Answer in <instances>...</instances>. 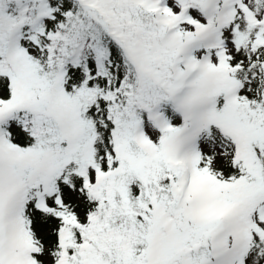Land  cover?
Wrapping results in <instances>:
<instances>
[{
    "label": "snow or ice",
    "instance_id": "obj_1",
    "mask_svg": "<svg viewBox=\"0 0 264 264\" xmlns=\"http://www.w3.org/2000/svg\"><path fill=\"white\" fill-rule=\"evenodd\" d=\"M0 264H264V0H0Z\"/></svg>",
    "mask_w": 264,
    "mask_h": 264
}]
</instances>
